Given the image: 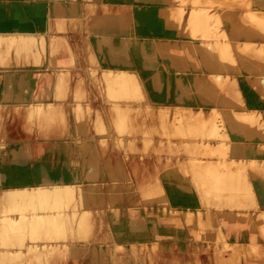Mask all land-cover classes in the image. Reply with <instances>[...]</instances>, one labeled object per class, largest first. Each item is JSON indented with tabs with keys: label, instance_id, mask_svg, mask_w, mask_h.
<instances>
[{
	"label": "rangeland",
	"instance_id": "1",
	"mask_svg": "<svg viewBox=\"0 0 264 264\" xmlns=\"http://www.w3.org/2000/svg\"><path fill=\"white\" fill-rule=\"evenodd\" d=\"M253 1L0 0V89L18 78L17 100L0 104V168L32 184L72 174L57 203L0 190V236L43 241L51 226L35 216L61 212L53 240L79 245L75 257L58 244L0 264H264V13ZM101 38L132 66L103 56ZM124 217L136 232L121 241L112 223Z\"/></svg>",
	"mask_w": 264,
	"mask_h": 264
},
{
	"label": "bare ground",
	"instance_id": "2",
	"mask_svg": "<svg viewBox=\"0 0 264 264\" xmlns=\"http://www.w3.org/2000/svg\"><path fill=\"white\" fill-rule=\"evenodd\" d=\"M11 6V5H10ZM139 16H140V14H139ZM134 17V16H133ZM132 17V18H133ZM141 18H142V15H141ZM140 18V19H141ZM140 19L138 20L137 19V21H139V23L140 22H142L143 20H147V19H143L142 21H140ZM151 19V18H150ZM136 22V21H135ZM143 23H145L144 21H143ZM150 23H152L151 21H150ZM116 24V23H115ZM136 24V23H135ZM142 24V23H141ZM140 24V25H141ZM112 26V23L110 22V23H105V24H102L101 25V28H103V29H107V28H109V27H111ZM156 26V25H155ZM96 29V28H95ZM118 30H120V29H117V31ZM122 31V30H121ZM102 32V31H101ZM111 32H113V31H111ZM105 33H108L107 31H104V34ZM100 34H102V33H100ZM119 34V33H118ZM7 36H8V34H6ZM95 35H96V33H95ZM3 36V35H2ZM21 35H19V34H15V35H9L8 37H10V38H8L10 41H15L16 43H17V46H23V45H25L26 44V40L28 39V38H26V37H20ZM100 36V35H99ZM120 36V35H119ZM94 38V37H93ZM92 38V39H93ZM106 38V37H105ZM105 38H101V39H98V40H95V42L94 43H96L95 44V46H98V47H100V52L103 54V56L105 55L106 56V58L108 59V60H111L117 67H118V69L119 70H122V69H125V67H128L129 65H131L130 64V59H126V58H124V57H122V56H120V55H118L117 54V51H118V49H120V48H114L112 45H109L108 44V41H107V39L105 40ZM117 39H118V37H117ZM116 39V40H117ZM114 40V39H113ZM119 40V39H118ZM120 41V40H119ZM120 43V42H119ZM117 44H118V42H117ZM92 46V45H91ZM94 46V45H93ZM163 48H165V47H163ZM93 49H94V47H93ZM165 50V49H164ZM93 51H95V50H93ZM96 52H97V50H96ZM98 54V53H97ZM47 55V54H46ZM97 56V55H96ZM95 56V57H96ZM102 56V55H101ZM102 56V57H103ZM2 57H4V56H2ZM99 57V56H98ZM97 59V58H96ZM160 60H162V59H160ZM15 60H14V58H13V56H11L10 58H8L7 59V61H6V63H4L5 64V66H6V68H7V70H6V73H7V75H9L12 79L15 77V74L16 73H14V67L12 68V63L14 62ZM32 62V61H31ZM98 62V61H97ZM107 62V61H106ZM162 63V62H161ZM21 64V63H20ZM160 64V63H159ZM111 65V64H110ZM114 65V66H115ZM138 65V64H137ZM132 66V65H131ZM134 66H135V63H134ZM161 66V65H160ZM27 67V66H26ZM158 67V66H157ZM5 68V69H6ZM21 68V67H20ZM106 68H108V67H106ZM112 68V67H111ZM17 69V68H16ZM4 70V69H3ZM106 70V69H105ZM142 70V69H141ZM22 71V70H21ZM155 71H157V70H155ZM20 72V71H19ZM116 72V71H115ZM107 73V72H106ZM124 73V72H123ZM122 73V74H123ZM124 75V74H123ZM154 75V74H153ZM161 75V74H160ZM19 76V75H18ZM149 76V75H148ZM157 78V77H156ZM18 79V78H17ZM16 79V80H17ZM162 79V78H161ZM16 80H12V83H13V86H12V88H9V89H6V90H2V89H0V99L2 100L3 99V101H1L0 100V104H2V103H4V105L5 106H9L10 104H11V102L10 101H12V100H17V96H16V94H15V92H16V87H15V84H16ZM160 80V79H159ZM163 80V79H162ZM161 80V81H162ZM164 80H165V78H164ZM169 80V79H168ZM167 80V81H168ZM11 81V80H10ZM152 81V80H151ZM166 81V82H167ZM147 82V81H146ZM153 82V81H152ZM151 82V83H152ZM169 83V82H168ZM2 84V83H1ZM152 85V84H151ZM167 85V84H166ZM164 86V85H163ZM161 87H162V84H161ZM168 87H169V85H168ZM1 88H2V86H1ZM164 88V87H163ZM172 88V87H171ZM175 88V87H174ZM146 89V88H145ZM19 90V89H18ZM147 90V89H146ZM150 92H151V94H153L154 96L155 95H157V93L160 95V89H157V87H153V88H150ZM167 90V89H166ZM169 90V89H168ZM171 90V89H170ZM162 92H163V90H162ZM145 94H147V93H145ZM149 95V94H148ZM158 95V96H159ZM157 96V97H158ZM179 96V95H178ZM162 97V95L160 96V97H158V98H161ZM166 97H167V95H166ZM166 97H164V99H166ZM199 97H200V95H199ZM194 98V97H193ZM196 98V97H195ZM198 98V97H197ZM206 99V98H205ZM204 100V99H203ZM166 101V100H165ZM205 101H207V100H205ZM20 103V102H19ZM23 103V102H22ZM17 105V104H16ZM150 105V104H149ZM30 106V105H29ZM239 116V115H238ZM240 117V116H239ZM239 119V118H238ZM99 122V121H98ZM237 122H239V124H241L242 122H241V120H238ZM241 122V123H240ZM200 123V122H199ZM198 124V123H197ZM238 124V123H237ZM199 125V124H198ZM202 126V125H201ZM74 128V127H73ZM117 129V128H116ZM200 129V128H199ZM77 130V129H76ZM194 130V129H193ZM209 130V129H208ZM75 131V130H74ZM78 131V130H77ZM126 131V130H125ZM118 132H120V131H118ZM84 133V132H83ZM121 133V132H120ZM72 134V133H71ZM86 134V133H85ZM104 134V133H103ZM102 134V135H103ZM216 135V134H215ZM74 138V137H73ZM87 139V138H86ZM114 140V139H113ZM71 141V140H70ZM86 141V140H85ZM84 140H83V142H85ZM103 141V140H102ZM87 142H89V141H87ZM86 142V143H87ZM103 142H106V141H103ZM63 143V142H62ZM66 143H67V141H66ZM113 143V142H112ZM61 144V143H60ZM68 144V143H67ZM70 144V143H69ZM88 144V143H87ZM126 144V143H125ZM29 145H31V144H29ZM94 145V144H93ZM121 145H122V143H121ZM61 146H63V145H61ZM75 146V145H74ZM78 147V146H77ZM63 148V147H62ZM74 148V147H73ZM81 148V147H80ZM94 148V147H93ZM97 148V147H96ZM76 149V148H75ZM74 149V150H75ZM62 150V149H61ZM70 150V149H69ZM86 151L87 150H85V152H84V156H83V159H85V153H86ZM88 151H91V160L88 162V164H87V167L89 168L90 166L94 169V173L96 174V173H98L99 171H100V165H99V162H98V159H97V155H96V153L94 152V150H92V148H88ZM69 153V152H68ZM88 154H90V153H88ZM3 155V154H2ZM64 155H66V154H64ZM77 155V154H76ZM61 156H62V154H61ZM56 157H58V156H56ZM69 157V156H68ZM61 158V157H60ZM43 159V158H42ZM66 159V158H65ZM72 159V158H71ZM58 160H60V159H58ZM67 160V159H66ZM65 160V161H66ZM100 160V159H99ZM4 161V160H3ZM38 161H40V160H38ZM42 161V160H41ZM45 162V161H44ZM71 162V161H70ZM20 163V162H19ZM32 163V162H31ZM46 163V162H45ZM44 163V164H45ZM55 164H56V162H55ZM109 164V166H110V163H108ZM107 163H106V166L108 165ZM34 165V164H33ZM67 165V164H66ZM2 166V165H1ZM41 166V165H40ZM47 165H45V167H46ZM57 167V166H56ZM74 167V166H73ZM77 167V166H76ZM90 167V168H91ZM106 168V167H105ZM110 169H112L111 168V166L109 167ZM109 168H107V169H109ZM1 170V172L0 173H2L3 175V177H2V179H1V183H0V190H1V197H9L12 201H13V199H15L16 197H18L19 195H21V196H23L24 195V197L27 199V198H29V199H31L32 197H35L36 195L37 196H39V197H37V199L39 198V201L38 202H41L42 201V199H41V196L42 195H44V198H46L45 196H47V197H49L50 198V200L51 201H54V202H56V201H59V194H60V189H62L63 191H62V193H63V195H67L68 193H70V188H69V186H67V185H70L69 183H71V180H70V175H72L71 173H66L67 175H65V176H63V177H60V179H59V177L57 176L55 179H56V181L54 182V183H49V182H45V181H43V182H37V181H35V182H33V184L31 183V181L29 180V181H27V180H23V179H18V177H14V176H10L8 173H10V171L8 172V171H6V169H5V167H3V168H0ZM14 169V168H13ZM75 169V168H74ZM101 169H103L102 167H101ZM3 170H4V172H3ZM52 170V169H51ZM29 172H30V170H28ZM43 171V170H42ZM107 171V170H106ZM123 171H124V169H123ZM8 172V173H7ZM70 172H71V170H70ZM110 172H111V170H110ZM120 172H122L121 170H120ZM36 173V172H35ZM93 173V174H94ZM108 173V172H107ZM112 173V172H111ZM41 174V173H40ZM109 174V176H111V175H113V173L110 175V173H108ZM102 175V174H101ZM196 176H197V174H195ZM41 176H43V175H41ZM99 176V175H98ZM114 176V175H113ZM113 176H112V178H113ZM199 176V175H198ZM198 176H197V179H199L198 178ZM78 177V176H77ZM95 177V175H89V176H87L86 178H94ZM100 178H101V176H100ZM111 178V179H112ZM99 179V178H98ZM97 179V180H98ZM114 179V178H113ZM77 180H78V178H77ZM96 180V181H97ZM104 180H105V178H104ZM99 181V180H98ZM62 182H64L65 183V186H66V188H62L63 186L61 185V183ZM7 183V184H6ZM74 183H76V181L74 182ZM84 183H85V181H84ZM92 183V182H91ZM227 183V182H226ZM102 184V183H101ZM105 184V183H104ZM204 184V183H203ZM207 185H208V183H206ZM224 183H220V185H223ZM3 185H10L9 186V188H6L5 186H3ZM62 187H61V186ZM76 185V184H75ZM87 185V184H86ZM94 185H96V184H94ZM200 185H202V184H200ZM225 185V184H224ZM227 185V184H226ZM232 185V184H231ZM2 186V187H1ZM214 186V185H213ZM213 186H210V184H209V187L208 186H206V187H208V188H210V187H212L213 188ZM11 187V188H10ZM86 187V186H85ZM88 187H89V185H88ZM109 186H107V188H108ZM123 187H124V185H123ZM215 187V186H214ZM218 187H221V186H218ZM218 187H216V188H218ZM94 188V187H93ZM110 188H112V187H110ZM114 188V187H113ZM112 188V189H113ZM212 188H211V190H212ZM227 188H228V186H227ZM90 188H88V190H89ZM91 189H92V187H91ZM90 189V190H91ZM207 189V188H206ZM223 189L225 190V188L223 187ZM222 189V191H224ZM234 189V188H233ZM95 190V189H94ZM93 189H92V191H94ZM99 190V189H98ZM209 190V189H208ZM82 191V190H81ZM100 191V190H99ZM98 191V192H99ZM226 191H229L230 192V190H226ZM232 191V190H231ZM85 192H87V191H85ZM97 192V193H98ZM209 192V191H208ZM238 192V191H237ZM242 192V191H241ZM240 192V193H241ZM232 193V192H231ZM79 194H81V193H79ZM89 194H90V196H89ZM92 194H94V193H88L87 195L89 196V198H93V196H95V195H93L92 197H91V195ZM26 195V196H25ZM84 195V194H83ZM103 195V194H102ZM29 196H31V198L29 197ZM100 196V194L98 195V197ZM112 196V195H111ZM4 197L2 198V200H4ZM23 197V198H24ZM82 198L84 197V196H81ZM101 197H103V196H101ZM240 197V196H239ZM25 198H24V200H25ZM43 198V197H42ZM48 198V199H49ZM95 198V197H94ZM93 198V199H94ZM7 199V198H6ZM10 199H8L7 201L9 202V200ZM32 199H34V198H32ZM36 199V198H35ZM35 199H34V201H35ZM40 199H41V201H40ZM84 200L83 201H85V199L86 198H83ZM97 199V198H96ZM45 200V199H44ZM49 200V201H50ZM100 200H101V198H100ZM103 200V199H102ZM230 200V199H229ZM228 199H227V201H229ZM232 200V199H231ZM6 201V200H5ZM29 201V200H28ZM47 200H45V202H46ZM89 201H90V199H89ZM92 201V200H91ZM7 202V203H8ZM87 201H85V203H86ZM226 202V201H225ZM28 203H32V200H31V202H28ZM57 203V202H56ZM85 203H83L84 205H85ZM102 203H103V201H102ZM229 203V202H228ZM77 205V204H76ZM76 205H74V206H76ZM82 205V204H81ZM86 205H87V203H86ZM50 206H52V205H50ZM88 206V205H87ZM73 208V207H72ZM75 208V207H74ZM88 208V207H87ZM76 209V208H75ZM17 210V209H16ZM62 210V209H61ZM82 210V209H81ZM73 211V210H72ZM151 211V210H150ZM44 212V211H43ZM85 212V211H84ZM110 212H111V210H110ZM156 212H158V210L156 211ZM203 212V211H202ZM57 213V212H56ZM55 212H45V213H38L36 216H35V218H36V220L34 221V223H33V225H35V227L36 226H40V225H42V224H44V222L47 224H50V228H49V230H50V232L49 231H45V240H43V241H37L36 239H35V241L34 242H31L30 243V245L28 244V243H26V237L27 236H21L20 238H15L14 239V236L12 237H9V238H6V236H0V254H1V257H0V260H1V258H2V255L4 256V255H7L8 257L10 256V258L11 259H13V258H16L15 256H18L19 255V253L21 254L22 252H24L23 253V255H28V254H31V255H35L34 257H37V258H41V257H43L42 255V252L41 251H43V250H45V249H48L47 251H46V253H48V251H50L49 252V254L48 255H50L51 256V254H52V252H51V250H53V248H52V246H56L57 247V245L58 244H60L61 245V247L62 248H64V250L65 251H73V252H71L72 254H71V256L73 255V254H79L78 253V248H76L77 247V243H75V242H73V243H71V242H68V243H66V242H63V241H56V240H53V239H56L57 238V236H58V234L56 233V231H55V227L57 226V225H59L60 224V221H58L60 218V213L61 212H59V214H56ZM113 213V212H112ZM84 214V213H83ZM72 215V214H71ZM120 215V214H119ZM22 216V215H21ZM62 216H64V215H62ZM200 216V215H199ZM202 216V215H201ZM27 216H23L21 219L22 220H24V218H26ZM79 217V216H78ZM20 218V217H19ZM19 218H12V222H11V224H12V227L13 228H16V227H18V226H20V224H21V220H20V222H19ZM33 218V217H32ZM9 220H10V218H8ZM8 219L6 218V221H8ZM73 219V218H72ZM113 219V218H112ZM150 219V218H149ZM6 221H5V223H6ZM75 221V220H74ZM68 222H69V220H68ZM4 222H3V224H5ZM20 223V224H19ZM15 224H16V227H14L15 226ZM200 225H201V223H200ZM83 226V225H82ZM112 226H114V227H112V230H113V233H114V235L116 236L115 238H117L118 240H121V241H123V240H127L129 237H131V235H133L134 236V234L133 233H135L136 232V226H135V224L134 223H132L131 221L130 222H128L127 221V218H120V220H118V221H113V223H112ZM69 227V226H68ZM54 228V229H53ZM12 229V228H11ZM43 229H45V228H43ZM27 230V229H26ZM39 230H40V228H39ZM69 230V229H68ZM77 230H78V227H77ZM71 231V230H70ZM111 231V230H110ZM159 231V230H158ZM169 232H170V230H168ZM173 231V230H172ZM175 231V230H174ZM173 231V232H174ZM27 232H28V230H27ZM29 232H30V230H29ZM32 232H35V231H32ZM32 232H31V234H32ZM129 232L131 233L130 235H128L129 234ZM61 233V232H60ZM72 233H73V230H72ZM74 233H76V232H74ZM161 233H163V232H161ZM77 234H78V232H77ZM159 234V233H158ZM21 235V234H20ZM170 235V234H169ZM174 235V234H173ZM19 236V235H18ZM155 236V235H154ZM160 236V235H159ZM161 236H163V235H161ZM2 237H4V238H2ZM37 237V236H36ZM51 237H53V239H49V238H51ZM62 237V236H61ZM153 237V236H152ZM151 237V238H152ZM79 238V237H78ZM125 238V239H124ZM176 238V237H175ZM34 239V238H33ZM38 239V238H37ZM114 239V238H113ZM149 240V239H148ZM115 241V240H114ZM129 243V242H128ZM157 243V242H156ZM1 244L2 245H5V247L4 248H1ZM100 245H102V246H106V245H104L103 243H101ZM121 245V244H120ZM127 245V244H126ZM79 246V245H78ZM89 249L92 247V246H96V244L94 243V244H91V243H89V244H87L86 245ZM118 246V245H117ZM52 249H51V248ZM55 247V248H56ZM60 247V246H59ZM82 247V246H81ZM84 247V246H83ZM49 248L51 249V250H49ZM57 249H59L58 247H57ZM61 249V248H60ZM59 249V250H60ZM101 249V248H100ZM120 249V248H119ZM56 251H58V250H56L55 249V252ZM61 251H63L62 249L60 250V252ZM65 251H64V255H67V254H65ZM27 252H28V254H27ZM44 252V251H43ZM59 252V251H58ZM59 254V253H58ZM57 254V255H58ZM63 254V253H62ZM90 254L92 255V253L90 252ZM45 255V254H44ZM55 255L56 254H53V257H55ZM7 256H6V258H5V256H4V259L2 260V261H0V263L2 262H4V260H8V258H7ZM22 256V255H21ZM32 256V257H33ZM59 256H60V254H59ZM59 256H57V257H59ZM74 257L76 256V255H73ZM65 257V256H64ZM112 257H113V255H112ZM56 258V257H55ZM89 258H90V260L92 261L93 260V256H89ZM11 259H9V260H11ZM8 260V261H9ZM38 260V259H37ZM99 260V259H98ZM19 262V261H18ZM22 262V261H21ZM99 262V261H98ZM123 262V261H122ZM20 264V263H19ZM22 264V263H21ZM101 264V263H100Z\"/></svg>",
	"mask_w": 264,
	"mask_h": 264
},
{
	"label": "crops",
	"instance_id": "3",
	"mask_svg": "<svg viewBox=\"0 0 264 264\" xmlns=\"http://www.w3.org/2000/svg\"><path fill=\"white\" fill-rule=\"evenodd\" d=\"M252 3H253V5H256L255 8H253L252 11L257 12V13H264V1L255 0V2L253 1ZM23 24H25V23L23 22ZM13 30H15V28ZM15 34H17V33H13V34H10V35H15ZM261 45L264 46V44L259 42L258 47H260ZM245 98L251 99V100H261V96L254 95L252 91H249V96H247ZM257 109H259L262 112H264L263 104H262V106H260V108H257ZM257 193L259 195L264 196V185L262 183L259 185V187H257ZM46 231L50 232L49 228H47ZM49 239H53V237H51Z\"/></svg>",
	"mask_w": 264,
	"mask_h": 264
}]
</instances>
